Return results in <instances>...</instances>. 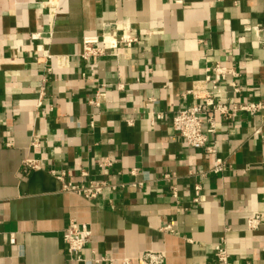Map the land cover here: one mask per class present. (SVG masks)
<instances>
[{"label": "crops", "instance_id": "0c3cea01", "mask_svg": "<svg viewBox=\"0 0 264 264\" xmlns=\"http://www.w3.org/2000/svg\"><path fill=\"white\" fill-rule=\"evenodd\" d=\"M48 1L0 0V264H145L146 252L216 264L223 240L232 264H264V222L246 225L264 217V0H51L55 13ZM126 30L132 48L80 58L84 37ZM216 64L239 73L236 102L263 109L217 116L208 155L173 118ZM27 159L41 168L24 173ZM60 175L111 187L88 200ZM71 222L92 231L80 263L63 241Z\"/></svg>", "mask_w": 264, "mask_h": 264}, {"label": "built area", "instance_id": "2783aa9c", "mask_svg": "<svg viewBox=\"0 0 264 264\" xmlns=\"http://www.w3.org/2000/svg\"><path fill=\"white\" fill-rule=\"evenodd\" d=\"M51 13L57 11L56 5L51 0L45 4ZM139 42V38L128 33L126 30L119 37H105L100 41L98 37H84L82 41V52L80 58L88 61L91 58L106 55L112 52L117 56V51L121 48H132ZM203 79L193 82L191 90L187 93L194 100L191 107L179 111L173 118V130L190 148L204 151L208 155L216 154V146L210 141V137L217 130V116L230 119L238 113H258L263 109L260 102L239 103L236 102L241 93L237 79L239 73L235 68L227 65L216 64L207 69ZM224 86L228 89L224 90ZM45 87L40 88L41 99L45 94ZM230 93L232 95H230ZM92 105L99 106L97 101L91 102ZM158 118H161L158 116ZM111 163H101L102 167L110 166ZM41 167L37 161L27 159L22 164V171L39 170ZM225 170V162L217 159L211 169L214 175L222 174ZM86 177L87 174L82 175ZM63 184V191L72 192L88 200L97 199L106 189L110 188L108 182H85L79 183L66 182L64 175L57 177ZM173 196L177 198L176 188H171ZM200 190V187H197ZM195 202H198L196 199ZM264 222L261 214H254L246 221L248 232H254L260 228ZM1 236V231H0ZM92 231L87 225L71 222L65 230L63 241L66 246L70 261L75 263L83 262L81 252L90 243ZM216 264H232L230 254L227 250L225 241H221L215 246ZM166 256L164 253L146 252L141 257L145 264H164ZM95 264L112 263L109 258H95Z\"/></svg>", "mask_w": 264, "mask_h": 264}]
</instances>
